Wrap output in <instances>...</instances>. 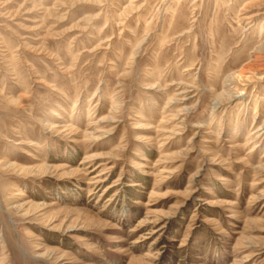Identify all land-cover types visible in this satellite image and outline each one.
Returning a JSON list of instances; mask_svg holds the SVG:
<instances>
[{
  "label": "rangeland",
  "instance_id": "rangeland-1",
  "mask_svg": "<svg viewBox=\"0 0 264 264\" xmlns=\"http://www.w3.org/2000/svg\"><path fill=\"white\" fill-rule=\"evenodd\" d=\"M0 264H264V0H0Z\"/></svg>",
  "mask_w": 264,
  "mask_h": 264
},
{
  "label": "bare ground",
  "instance_id": "bare-ground-1",
  "mask_svg": "<svg viewBox=\"0 0 264 264\" xmlns=\"http://www.w3.org/2000/svg\"><path fill=\"white\" fill-rule=\"evenodd\" d=\"M250 68H251V67H250ZM243 71H244V70H242V72H243ZM242 72H241V73L239 72V73H240L239 75H241V76H242Z\"/></svg>",
  "mask_w": 264,
  "mask_h": 264
}]
</instances>
